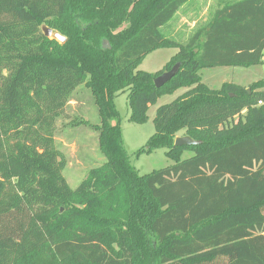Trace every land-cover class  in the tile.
<instances>
[{"label": "trees", "instance_id": "trees-1", "mask_svg": "<svg viewBox=\"0 0 264 264\" xmlns=\"http://www.w3.org/2000/svg\"><path fill=\"white\" fill-rule=\"evenodd\" d=\"M189 1L0 0V264H264V83L214 90L200 79L264 64V0L223 6L185 44L165 38ZM159 48L177 52L157 73L137 71ZM80 86L99 117L81 124L97 131L105 162L72 190L55 133ZM179 89L137 153L163 149L175 163L139 176L114 99L127 93L128 121L143 124ZM180 131L200 144L175 147Z\"/></svg>", "mask_w": 264, "mask_h": 264}, {"label": "rangeland", "instance_id": "rangeland-1", "mask_svg": "<svg viewBox=\"0 0 264 264\" xmlns=\"http://www.w3.org/2000/svg\"><path fill=\"white\" fill-rule=\"evenodd\" d=\"M236 1L239 0H190L160 31L165 38L185 44L195 31L211 21L216 10ZM105 43L104 47L109 48V44ZM176 52V49L159 48L144 58L138 65L137 71L157 73ZM200 79L201 83L214 90L220 89L223 83H233L247 88L253 83L260 81L264 83V64L249 67L206 68L200 71ZM186 91L187 89H179L172 94L160 96L149 106L146 113L147 120L143 124H133L128 121L130 109L127 93L120 94L114 99V106L119 114L123 148L130 165L139 176L148 175L175 163V160L167 156L163 149L150 154L137 155V153L154 134L153 119L156 110L171 103ZM85 121L94 125L99 122V117L90 91L80 86L71 95L63 115L58 118L55 133L56 148L63 154L66 162L62 175L72 190L86 177L90 169L105 162L98 148L97 131L81 124ZM184 133V131L178 132L176 138L185 136ZM192 156L193 153L183 151L179 159L186 160ZM144 261L151 263L149 258Z\"/></svg>", "mask_w": 264, "mask_h": 264}, {"label": "water", "instance_id": "water-1", "mask_svg": "<svg viewBox=\"0 0 264 264\" xmlns=\"http://www.w3.org/2000/svg\"><path fill=\"white\" fill-rule=\"evenodd\" d=\"M42 32L46 38H52V39L54 38L56 41H58L61 44L64 43L65 41L64 37L60 36L57 33H53L52 30L44 26L42 27ZM179 66H180L179 64H176L168 72L162 73L161 75L156 77L153 81L154 86L156 88H161L162 86L167 84L175 76V74L179 69ZM198 144H200V142L193 141L191 138L186 136L177 137L174 140L175 147H191V146H196Z\"/></svg>", "mask_w": 264, "mask_h": 264}, {"label": "built area", "instance_id": "built-area-1", "mask_svg": "<svg viewBox=\"0 0 264 264\" xmlns=\"http://www.w3.org/2000/svg\"><path fill=\"white\" fill-rule=\"evenodd\" d=\"M258 106H264V103L260 102V103H258Z\"/></svg>", "mask_w": 264, "mask_h": 264}, {"label": "crops", "instance_id": "crops-1", "mask_svg": "<svg viewBox=\"0 0 264 264\" xmlns=\"http://www.w3.org/2000/svg\"><path fill=\"white\" fill-rule=\"evenodd\" d=\"M192 35H193V34H192ZM188 40H189V38L187 39V41H188ZM187 41H186V42H187Z\"/></svg>", "mask_w": 264, "mask_h": 264}]
</instances>
